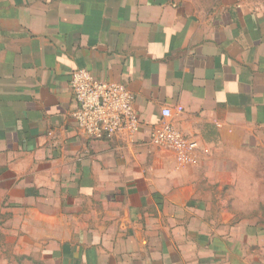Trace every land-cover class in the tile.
Wrapping results in <instances>:
<instances>
[{
  "label": "crops",
  "instance_id": "0c3cea01",
  "mask_svg": "<svg viewBox=\"0 0 264 264\" xmlns=\"http://www.w3.org/2000/svg\"><path fill=\"white\" fill-rule=\"evenodd\" d=\"M81 68L134 93L133 137L79 128ZM164 107L209 150L196 177L167 179ZM30 202L104 220L50 264H264V0H0V216Z\"/></svg>",
  "mask_w": 264,
  "mask_h": 264
},
{
  "label": "built area",
  "instance_id": "2783aa9c",
  "mask_svg": "<svg viewBox=\"0 0 264 264\" xmlns=\"http://www.w3.org/2000/svg\"><path fill=\"white\" fill-rule=\"evenodd\" d=\"M71 87L77 104L72 115L88 138L133 137L138 131L141 121L135 95L125 84L98 79L90 70L81 68L74 71ZM172 115L171 108L162 109L161 122L151 132V143L171 151L174 161L181 166L197 165L202 154L209 150L201 149L196 139L180 131L171 122Z\"/></svg>",
  "mask_w": 264,
  "mask_h": 264
},
{
  "label": "rangeland",
  "instance_id": "374dc122",
  "mask_svg": "<svg viewBox=\"0 0 264 264\" xmlns=\"http://www.w3.org/2000/svg\"><path fill=\"white\" fill-rule=\"evenodd\" d=\"M154 158V155L145 156L143 164H159V156ZM171 160L174 162L172 163L174 171L169 172L168 175L170 173H173V175H167V179L196 177V173L190 176L184 175L182 168L186 166L177 164L173 159V155ZM147 173L145 171V174ZM162 174L163 172H156L153 177L156 179L166 178ZM43 205L47 211L49 204L41 203L42 209ZM36 206L38 207L39 204L31 202L19 206L10 205L8 212L1 214L0 264H50V258L52 257V252L48 251L50 247L61 248L67 241L73 242L75 238L79 239L80 235L78 233H76L77 237L72 234L75 230L78 232L88 225L94 227L96 223L102 224L104 221L102 219H65L64 217L57 219L38 218ZM250 207H252V204H250Z\"/></svg>",
  "mask_w": 264,
  "mask_h": 264
}]
</instances>
